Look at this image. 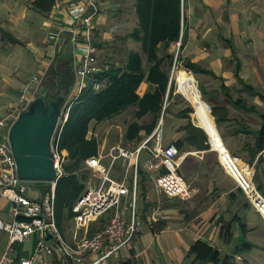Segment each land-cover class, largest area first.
<instances>
[{"label":"crops","instance_id":"1","mask_svg":"<svg viewBox=\"0 0 264 264\" xmlns=\"http://www.w3.org/2000/svg\"><path fill=\"white\" fill-rule=\"evenodd\" d=\"M35 1L0 0V120L6 122L5 126H0V140L8 139L12 124L8 114L17 108L23 97L32 100L40 85L52 76L58 79L67 68H71L75 76L81 62L80 45L84 32L74 26L70 11L83 4L82 0H53L49 11ZM135 5V0H104L100 5L92 21L97 60L95 73L110 64L124 66L130 52H139L144 67H147L141 44L130 37L139 20ZM181 6L179 41L182 46L178 50L176 41L170 48L175 60L169 84L174 70L179 65L182 70L184 61L201 68L196 73L183 68L185 73L182 75L195 79L199 95L210 109L208 114L214 120L219 142L217 145L207 130L198 124L199 117L191 103L176 90L169 95L168 88L157 122H162L161 145H173L178 150L176 142L186 133L180 127L189 120L206 133L210 147L197 150L185 144L181 151L178 150V174L192 189L187 200L169 198L155 190V180L163 170L148 171L145 164L151 154L147 149L141 151L135 200L144 227L135 234L130 245L115 253L109 264H191L194 256L190 255V250L197 242L219 248L221 259L226 255L230 257L226 260L228 264H238L239 256L255 252V243L264 242V201L255 187L257 183L264 184V149L251 166L255 172L254 184L246 164L241 166V163L235 164L226 158L228 150L244 157V145H255V135L261 126L264 113V99L260 97L264 96V0H182ZM36 77L40 79L39 83L34 81ZM77 89L75 76L69 100L77 97ZM152 89L146 77L137 93L143 96ZM187 107H192L193 111L187 113L190 118L187 115L183 118L179 113ZM213 107L218 112L219 125L216 117L211 115ZM136 110L137 107H130L123 114L98 123L101 167L103 171H109L112 178L122 180L126 173L121 162H111L109 152L112 147L121 146L133 151L153 133L145 135L143 132L139 144L136 141L124 143V132L131 122L149 124L153 119L146 115L138 120L134 116ZM127 115H132L133 119L126 121ZM120 120L122 123L116 124ZM104 129L107 135L103 133ZM153 145L150 141L149 147ZM216 152L227 173L245 188L250 198H246L245 203L238 198L243 193L236 188L233 178L221 170ZM127 175L129 194L122 202L126 207L131 202L134 183L130 166ZM98 178L94 177L96 185L93 186L98 185ZM90 184L92 179L88 180L87 187ZM38 191L39 198L36 199L40 200L51 188L44 195L41 187ZM8 206V201L0 198V217L3 219H9ZM109 216L93 220L85 229L77 230L72 217L58 227L62 237L71 243L99 231L107 224ZM160 223L163 227L156 231ZM241 224L246 229L244 237ZM28 238H33L34 247L36 238ZM247 242L254 247L241 252L238 244ZM23 244L15 246L16 253L28 257L30 254H24ZM44 264L74 263L66 262L61 252L54 251L53 255L46 256Z\"/></svg>","mask_w":264,"mask_h":264},{"label":"built area","instance_id":"2","mask_svg":"<svg viewBox=\"0 0 264 264\" xmlns=\"http://www.w3.org/2000/svg\"><path fill=\"white\" fill-rule=\"evenodd\" d=\"M103 1L82 0L81 3L83 4L74 7L70 11L72 23L75 27H79L81 32H84L80 45L81 62L74 73L78 95L90 83H92L94 90L101 88L96 81L91 80L96 71L95 64L97 62L95 46L93 45L92 21ZM74 30L77 32L76 29ZM180 47L181 42L178 41L177 49L179 50ZM34 81L39 83L40 79L36 77ZM178 92L180 93L179 87ZM30 101L26 97L22 98L17 108L9 112L10 122L13 123L18 115L27 108L26 106ZM66 108L53 134L51 146L56 170L55 180L51 182V191L43 199L32 198L27 194L32 190L29 183L31 181L19 179L9 140H0V198L7 200L10 206L8 213L10 220L0 217V231L6 233L8 239L7 246L0 255V264H44L46 256L53 255L54 251L61 252L66 262L74 264H109L115 253L121 247L130 245L136 236L135 234L144 227V223L137 214L135 200L138 159L143 149H147L151 154L150 159L145 164L146 169L150 172L163 170V173L157 175L155 190L169 198L176 197L187 200L191 197L192 189L178 174L180 162L176 157L178 154L177 148L173 145L167 147L161 145L162 122L160 121L153 130L152 135L143 140L135 150L129 151L119 146H114L110 150L111 162L119 161L126 167L125 177L122 180L110 177L109 171H103L100 163V153L86 160L87 168L99 177V183L97 186L90 184L74 204L73 222H75L76 229L80 230L87 228L93 220H99L107 214L110 216L107 224L99 231L69 243L60 233L58 223H56V209L54 208L55 185L59 178L65 174L57 143L59 127L64 124L68 115ZM5 125V120H0V126ZM55 134L58 135L57 138ZM150 141L154 142L152 148L149 147ZM226 158L235 164L241 162L240 158L232 156L228 151L226 152ZM129 166L133 168L134 183L131 202L126 207L122 202L129 194L127 187L129 177L127 167L129 168ZM223 167L226 170L224 164ZM246 168L249 170V165ZM252 174L251 172V181ZM238 186L246 192L241 184H238ZM247 197L249 198L248 194ZM28 237L36 238L33 250L28 257L20 256L16 253L15 246L23 244ZM91 256L93 257L90 258Z\"/></svg>","mask_w":264,"mask_h":264},{"label":"trees","instance_id":"3","mask_svg":"<svg viewBox=\"0 0 264 264\" xmlns=\"http://www.w3.org/2000/svg\"><path fill=\"white\" fill-rule=\"evenodd\" d=\"M135 1V12L139 20L137 29L130 34V37L141 44L147 67H144V60L139 52H130L124 66L117 67L115 64H110L107 68H102L101 71L94 74L91 80L100 85L99 90H94L90 83L82 89L80 95L68 101L66 108L68 115L64 124L59 127L57 143L65 173L56 182L54 189L56 223L59 225L73 216V206L87 188L90 170L87 169L86 160L97 156L100 149L101 135L99 136L96 131L98 123L109 121L112 117L123 114L130 107H137L134 113L135 118L140 120L146 115L153 118L149 124H139L138 121H133L126 127L124 143L136 141L139 144L143 132L145 135H150L155 129L163 111L168 88L169 95L175 91L174 82L171 81L169 84L170 71L175 60L170 48L174 42L180 39L182 0ZM35 2L41 8L46 7L48 11L53 5V0H36ZM177 58L179 60V55ZM182 67L193 73L201 70L198 65L190 61H184ZM146 77L153 89L140 96L137 93L139 85ZM56 79L55 76H52L51 80H47L44 85L50 90L58 89L65 92L72 87L75 76H73L71 68H67L65 73ZM251 91L253 90L251 89ZM260 97L264 99L263 95ZM192 111V107H187L179 115L184 118V115ZM217 114L216 108L213 107L211 115L216 117V123L219 125L220 119ZM188 117L190 118V116ZM180 129L186 133L182 140L176 142L179 151L185 147V144L191 145L197 150L209 149L206 133L202 129L196 128L191 121L188 120ZM55 135L57 138L58 135ZM263 149L264 113L261 115L260 130L255 135V145L250 143L244 145L246 151L244 157L231 153L252 166ZM39 185L43 195L51 188V184L48 182H40ZM255 187L264 201V184L257 183ZM161 227L163 224L160 223L155 230L158 231ZM241 229L244 237V233H246L244 224H241ZM90 233H92L91 229ZM238 246L241 252L254 247L252 243L248 242L238 244ZM190 255L194 256L191 264H228L226 260L230 258L224 255L221 259L222 251L219 248L200 242L191 247Z\"/></svg>","mask_w":264,"mask_h":264},{"label":"water","instance_id":"4","mask_svg":"<svg viewBox=\"0 0 264 264\" xmlns=\"http://www.w3.org/2000/svg\"><path fill=\"white\" fill-rule=\"evenodd\" d=\"M71 89L63 92L40 85L36 96L10 126L7 137L20 180L54 182L53 134L67 107ZM207 109L210 110L208 106Z\"/></svg>","mask_w":264,"mask_h":264},{"label":"rangeland","instance_id":"5","mask_svg":"<svg viewBox=\"0 0 264 264\" xmlns=\"http://www.w3.org/2000/svg\"><path fill=\"white\" fill-rule=\"evenodd\" d=\"M179 67H180V70H179ZM170 73L172 74V69H171V71H170ZM174 75H173V79H172V82H174V85H175V90L178 92V87H177V85H178V80L177 79H180L183 75V73H185V70L182 68V70H181V65H179L178 66V68H177V70L175 69L174 70ZM194 81H195V79H194ZM195 85H196V87H198L197 86V84H196V82H195ZM198 89H199V87H198ZM179 95L185 100V101H188V100H186V98L184 97V95H181V93H179ZM127 114L128 113H130V111L129 112H126ZM133 118H132V115H127V117H126V121H128V120H132ZM117 123H122V120H120V121H118V122H116V124ZM96 131L98 132V126L96 127ZM106 129H104L103 130V133H105V135H107V133H106ZM118 134V133H117ZM121 147V146H120ZM229 151V150H228ZM229 153L232 155V156H235V157H237L236 155H233L230 151H229ZM216 154H217V157H218V159H219V155H218V152H216ZM219 161H220V167H221V170H223V172L224 173H226L229 177L231 176V174L229 175V173H227L226 172V170L224 169V167H223V164H222V162H221V160L219 159ZM241 164V166H244V164H246V165H248V163H246L245 161H243L242 159H241V162H240ZM249 171L250 172H252L253 174V176H252V182H253V184H254V176H255V172H253V169H252V167L251 166H249ZM92 176H94V177H96V178H98L96 175H94L93 173H92V171L90 170V179H92V185H96V180L94 179V177H92ZM232 177V176H231ZM233 178V177H232ZM90 179H89V182H90ZM98 180H99V178H98ZM233 181H234V184H235V186H236V188H239V189H241L242 190V188L241 187H239L238 186V183L235 181V179L233 178ZM41 182V181H40ZM40 182H34V181H31V182H29L30 184H31V187L33 188L31 191H29L27 194L30 196V197H32V198H39V191H38V189H40V185H39V183ZM98 182V181H97ZM238 191V190H237ZM238 193V192H237ZM242 193L244 194H242V195H238V198L240 199V201L241 202H243V203H245L244 202V200L247 198V199H249L248 197H247V194H246V192H244V191H242ZM245 196V197H244ZM243 198V199H242ZM175 203H178V202H176L175 201ZM8 207H10V206H8ZM8 210L10 209V208H7ZM6 209V210H7ZM258 216V215H257ZM259 218H260V216H259ZM10 220V219H9ZM7 234L6 233H4V232H2V231H0V250H2L3 249V247L6 245V243H7ZM256 238V237H255ZM256 239H258V238H256ZM33 244H34V241H33V238H28L27 239V241L23 244V248H24V254L25 255H27L28 253L29 254H31L30 252L33 250L32 248H33ZM21 244H17L16 245V247H18V246H20ZM255 245H256V251L255 252H252V253H247L246 255H241V256H239V258L240 259H238V261H239V263L238 264H264V247H262V246H264V242H261V243H255ZM262 247V248H261ZM255 255V256H254Z\"/></svg>","mask_w":264,"mask_h":264},{"label":"bare ground","instance_id":"6","mask_svg":"<svg viewBox=\"0 0 264 264\" xmlns=\"http://www.w3.org/2000/svg\"><path fill=\"white\" fill-rule=\"evenodd\" d=\"M178 87L180 88V93L184 95L188 102L195 108L196 115L199 117L198 124L202 125L204 129L207 130L217 144V142H219L218 131L215 128L213 118L208 114L209 111L205 102L199 95L194 78L190 75L182 76V78L178 80Z\"/></svg>","mask_w":264,"mask_h":264}]
</instances>
